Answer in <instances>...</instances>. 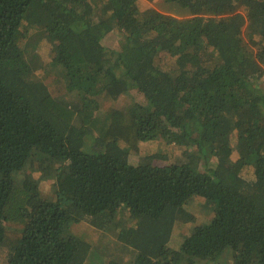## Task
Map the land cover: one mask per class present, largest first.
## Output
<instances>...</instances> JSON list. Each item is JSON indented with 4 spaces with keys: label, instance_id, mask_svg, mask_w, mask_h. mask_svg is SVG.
<instances>
[{
    "label": "trees",
    "instance_id": "1",
    "mask_svg": "<svg viewBox=\"0 0 264 264\" xmlns=\"http://www.w3.org/2000/svg\"><path fill=\"white\" fill-rule=\"evenodd\" d=\"M146 1L0 0V264H264V0Z\"/></svg>",
    "mask_w": 264,
    "mask_h": 264
},
{
    "label": "rangeland",
    "instance_id": "2",
    "mask_svg": "<svg viewBox=\"0 0 264 264\" xmlns=\"http://www.w3.org/2000/svg\"><path fill=\"white\" fill-rule=\"evenodd\" d=\"M159 2L160 1H158V3ZM138 6H139L140 10L147 8V7H150V6L156 7L155 4L153 5L146 0H139ZM115 41H117L116 36L113 34H109L102 41V45L110 48L115 43ZM42 45L43 46H42L41 53L47 55L46 53L48 51V54H49L50 53L49 46L46 44H42ZM99 46H100L99 44H96L94 42H87V43L83 44V50H84L86 57L90 58V59H94V58L99 59V56H100L99 55V53H100ZM156 60L161 61L162 63H164V65H168L170 62L169 57L165 56L164 54L158 55ZM44 70H47V71H43L41 74V77L43 78L45 83L50 87V90L54 89V88H51L52 84H51V82H49L50 76L53 75V74H49V72H52V73H54V72L48 68H44ZM51 91H52V93H55V90H51ZM127 98H129V97L124 96V97H122V100L127 99ZM160 141H159V138H157L153 141H147V142L143 143L141 146L139 156H145V155H149V154L150 155H157L155 163L156 164H163V162H160L158 160V157L162 158V157L166 156V157L170 158V160H172L173 157H175V155L177 153H179L178 148L167 146L164 143L161 144ZM137 158H138V156L130 155L129 157H127V160H128V162L134 163V162H136ZM247 175H249V173H247ZM31 177L33 179H37L39 177V173L33 171V172H31ZM40 190L43 192H46V193L49 192L50 191V182L49 181H41ZM203 205H204V200L202 198L198 197L195 199V201L193 202V205L190 207L191 211L195 215L198 223H203L204 220L206 219V214H205L206 211L204 210ZM176 225L177 224H175L174 226H176ZM77 230L82 232L84 234V236L88 237L89 241H95L97 239L98 232L95 231L93 228L87 226V225H82ZM186 231H187V227L176 226L174 229V232L172 234V240L170 241V245L174 246L176 244V242L181 239V237L183 236V234Z\"/></svg>",
    "mask_w": 264,
    "mask_h": 264
}]
</instances>
